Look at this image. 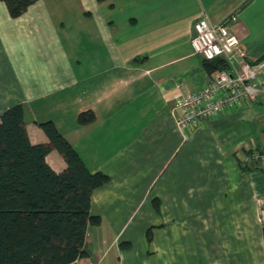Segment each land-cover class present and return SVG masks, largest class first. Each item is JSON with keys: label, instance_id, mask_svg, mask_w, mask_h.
Masks as SVG:
<instances>
[{"label": "crops", "instance_id": "crops-1", "mask_svg": "<svg viewBox=\"0 0 264 264\" xmlns=\"http://www.w3.org/2000/svg\"><path fill=\"white\" fill-rule=\"evenodd\" d=\"M233 14L248 59H263L264 0H40L18 19L0 1V116L22 104L33 144L52 121L110 177L93 193L96 264H263L264 95L195 129L174 110L211 79L195 23ZM86 111L95 122L79 125ZM47 162L67 166L57 151Z\"/></svg>", "mask_w": 264, "mask_h": 264}, {"label": "trees", "instance_id": "trees-1", "mask_svg": "<svg viewBox=\"0 0 264 264\" xmlns=\"http://www.w3.org/2000/svg\"><path fill=\"white\" fill-rule=\"evenodd\" d=\"M0 1L10 17L18 19L40 0ZM203 67L211 77L227 70L229 64L218 58L204 60ZM25 114L20 104L0 116V264H96L86 245L89 229L103 222L93 211V193L110 177L92 173L52 121L39 124L49 142L33 144ZM95 119L92 111H86L79 115L78 123L89 125ZM53 151L66 162L62 172L47 162ZM155 207L158 209L156 200ZM153 231L151 227L147 232L149 242Z\"/></svg>", "mask_w": 264, "mask_h": 264}, {"label": "built area", "instance_id": "built-area-1", "mask_svg": "<svg viewBox=\"0 0 264 264\" xmlns=\"http://www.w3.org/2000/svg\"><path fill=\"white\" fill-rule=\"evenodd\" d=\"M237 20L234 14L222 24L214 25L205 15L195 23L194 52L206 61L223 58L229 68L215 72L200 91L176 98L174 110L182 127L198 128L204 121L254 103L264 95V60L256 63L248 59L240 40L231 31V24ZM256 156L258 161H264V154Z\"/></svg>", "mask_w": 264, "mask_h": 264}, {"label": "rangeland", "instance_id": "rangeland-1", "mask_svg": "<svg viewBox=\"0 0 264 264\" xmlns=\"http://www.w3.org/2000/svg\"><path fill=\"white\" fill-rule=\"evenodd\" d=\"M70 35H73V37L76 39V36H75L74 33L70 32ZM73 41H74V40H73ZM74 48H75L74 45H73V46L70 45V48H69V46H68L69 51H70V50L72 51V49H74Z\"/></svg>", "mask_w": 264, "mask_h": 264}]
</instances>
